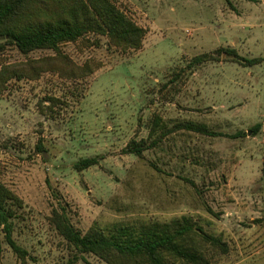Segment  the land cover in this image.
<instances>
[{"label":"rangeland","instance_id":"rangeland-1","mask_svg":"<svg viewBox=\"0 0 264 264\" xmlns=\"http://www.w3.org/2000/svg\"><path fill=\"white\" fill-rule=\"evenodd\" d=\"M110 1L145 30L139 50L87 34L60 50L78 66L99 64L93 75L12 80L0 94V183L20 201L12 240L24 264L76 257L50 222L53 210L81 234H138L191 218L226 245V253L207 251L210 264H264V62L242 67L215 54L231 48L264 60V0ZM202 54L218 61L189 67ZM52 55L6 46L0 65ZM154 116L165 129L189 122L214 136L174 130L140 158L124 154L131 140L155 139ZM88 158L97 165L73 168ZM0 246V264H22L1 232ZM82 258L105 264L91 255L75 264Z\"/></svg>","mask_w":264,"mask_h":264},{"label":"trees","instance_id":"trees-1","mask_svg":"<svg viewBox=\"0 0 264 264\" xmlns=\"http://www.w3.org/2000/svg\"><path fill=\"white\" fill-rule=\"evenodd\" d=\"M87 34L103 36L109 45L125 53L139 50L146 33L110 0H0V51L6 46H13L23 56L37 50L53 52L52 56L0 65V94L12 80L36 81L43 74L50 73L63 80L77 81L93 75L101 67L99 64L86 61L78 66L60 50L61 44L76 43ZM83 45L91 44L85 41ZM215 54L224 55L228 62L242 67L264 62L262 58L244 59L231 48L216 50ZM213 60L218 61L202 54L194 57L189 67ZM49 101L51 106L58 104L54 99ZM259 127L257 125L252 132L255 134ZM174 128L214 136L205 125L188 122ZM174 130L165 129L161 118L154 116L148 139L154 136L155 139L150 143L147 140H131L123 153L140 158L144 151L155 147L160 139ZM237 136H242V133ZM37 148L41 151V145ZM95 165L97 159L88 158L78 161L73 168L83 171ZM185 181L194 186L192 181ZM14 205H20V201L0 183V232L24 264L26 252L12 240ZM50 222L67 247L76 253V257L67 264H75L82 255H91L105 264H210L206 255L208 250L227 251L220 238L205 233L196 221L187 217L145 225L138 234L128 228L105 234L96 227H90L81 234L72 227L64 213L56 210L52 211ZM82 260L84 264H91Z\"/></svg>","mask_w":264,"mask_h":264}]
</instances>
